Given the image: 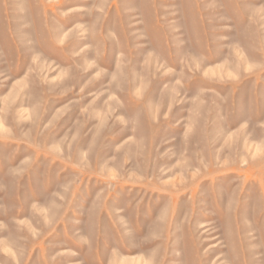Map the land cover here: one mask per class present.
I'll return each instance as SVG.
<instances>
[{
	"label": "rangeland",
	"instance_id": "374dc122",
	"mask_svg": "<svg viewBox=\"0 0 264 264\" xmlns=\"http://www.w3.org/2000/svg\"><path fill=\"white\" fill-rule=\"evenodd\" d=\"M220 263L264 264V0H0V264Z\"/></svg>",
	"mask_w": 264,
	"mask_h": 264
},
{
	"label": "bare ground",
	"instance_id": "6f19581e",
	"mask_svg": "<svg viewBox=\"0 0 264 264\" xmlns=\"http://www.w3.org/2000/svg\"><path fill=\"white\" fill-rule=\"evenodd\" d=\"M206 237H209V236H211V237H213V236H216V234H210V235H207L206 233H203ZM216 239V238H215ZM222 256H219L218 257V259L220 260V258H221ZM220 264H222V263H220Z\"/></svg>",
	"mask_w": 264,
	"mask_h": 264
}]
</instances>
